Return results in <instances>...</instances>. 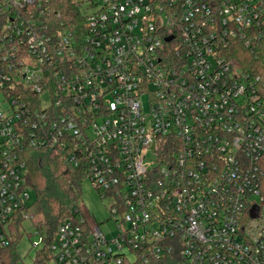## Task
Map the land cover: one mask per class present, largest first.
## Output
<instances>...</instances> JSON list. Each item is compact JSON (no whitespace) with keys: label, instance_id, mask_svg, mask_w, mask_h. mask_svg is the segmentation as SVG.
<instances>
[{"label":"built area","instance_id":"built-area-1","mask_svg":"<svg viewBox=\"0 0 264 264\" xmlns=\"http://www.w3.org/2000/svg\"><path fill=\"white\" fill-rule=\"evenodd\" d=\"M47 3L0 5V249L34 219L27 151L53 148L115 230L77 207L32 264H264V0H98L84 39Z\"/></svg>","mask_w":264,"mask_h":264},{"label":"trees","instance_id":"trees-1","mask_svg":"<svg viewBox=\"0 0 264 264\" xmlns=\"http://www.w3.org/2000/svg\"><path fill=\"white\" fill-rule=\"evenodd\" d=\"M6 0H0V5ZM45 17L41 18L52 36L58 31H70L84 39L87 34L86 15L82 3L77 0H48ZM7 15H0V31L7 24ZM41 30V29H39ZM60 33V32H59ZM67 153L53 148L29 149L25 155L27 172L25 181L36 196V204L41 215L42 225L38 235L47 244L54 241L58 228L66 220L73 218V211L79 207L82 198L83 182L89 169L82 162L80 167L67 163ZM14 242L0 249V264H18L17 247L22 240V222L19 219L13 229ZM46 250H44L45 252ZM43 255L38 253V263Z\"/></svg>","mask_w":264,"mask_h":264},{"label":"rangeland","instance_id":"rangeland-1","mask_svg":"<svg viewBox=\"0 0 264 264\" xmlns=\"http://www.w3.org/2000/svg\"><path fill=\"white\" fill-rule=\"evenodd\" d=\"M82 3L83 12L85 15L92 12L93 7L89 3L95 4L98 7V0H77ZM16 71L14 75H16ZM45 101L44 103H46ZM31 208L30 215L34 216L33 220L24 222V230L22 232V240L20 241L17 252L19 253L18 264H32L37 258V253L40 250L33 248L32 244L38 242L40 236L36 234L35 226L42 222V215L36 204V196L31 192ZM112 201L110 199H103L101 194L94 188L89 178L85 179L82 187V198L79 201L83 215L92 223L98 224L103 232L115 230V223L111 217L110 207Z\"/></svg>","mask_w":264,"mask_h":264},{"label":"water","instance_id":"water-1","mask_svg":"<svg viewBox=\"0 0 264 264\" xmlns=\"http://www.w3.org/2000/svg\"><path fill=\"white\" fill-rule=\"evenodd\" d=\"M170 40H171V38H168V39H167V41H170ZM256 216H257V213L254 212V213H253V217H256Z\"/></svg>","mask_w":264,"mask_h":264}]
</instances>
